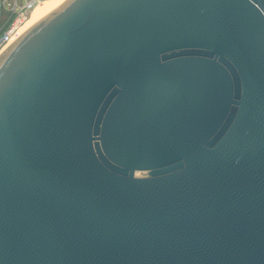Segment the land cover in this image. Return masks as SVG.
I'll return each instance as SVG.
<instances>
[{"label": "water", "instance_id": "obj_1", "mask_svg": "<svg viewBox=\"0 0 264 264\" xmlns=\"http://www.w3.org/2000/svg\"><path fill=\"white\" fill-rule=\"evenodd\" d=\"M0 264H264V0H67L13 42Z\"/></svg>", "mask_w": 264, "mask_h": 264}, {"label": "built area", "instance_id": "obj_2", "mask_svg": "<svg viewBox=\"0 0 264 264\" xmlns=\"http://www.w3.org/2000/svg\"><path fill=\"white\" fill-rule=\"evenodd\" d=\"M46 0H0V13L6 19L0 26V55L21 36L33 10Z\"/></svg>", "mask_w": 264, "mask_h": 264}, {"label": "bare ground", "instance_id": "obj_3", "mask_svg": "<svg viewBox=\"0 0 264 264\" xmlns=\"http://www.w3.org/2000/svg\"><path fill=\"white\" fill-rule=\"evenodd\" d=\"M67 0H46L42 4L38 5L34 10L27 23L21 29V35L28 29L38 23L40 20L48 16L55 11L59 6L65 3ZM4 52V51H3ZM2 52V53H3Z\"/></svg>", "mask_w": 264, "mask_h": 264}, {"label": "trees", "instance_id": "obj_4", "mask_svg": "<svg viewBox=\"0 0 264 264\" xmlns=\"http://www.w3.org/2000/svg\"><path fill=\"white\" fill-rule=\"evenodd\" d=\"M2 18H3V21H2V20L0 21V26L3 24L4 20L6 19V16H5V15H3V17H2Z\"/></svg>", "mask_w": 264, "mask_h": 264}, {"label": "rangeland", "instance_id": "obj_5", "mask_svg": "<svg viewBox=\"0 0 264 264\" xmlns=\"http://www.w3.org/2000/svg\"><path fill=\"white\" fill-rule=\"evenodd\" d=\"M3 15H5L4 13H0V21L2 20L3 21ZM32 15V14H31Z\"/></svg>", "mask_w": 264, "mask_h": 264}]
</instances>
